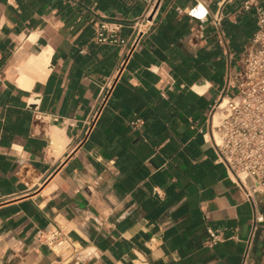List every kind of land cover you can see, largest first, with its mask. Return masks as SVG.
Instances as JSON below:
<instances>
[{
  "label": "crops",
  "instance_id": "obj_1",
  "mask_svg": "<svg viewBox=\"0 0 264 264\" xmlns=\"http://www.w3.org/2000/svg\"><path fill=\"white\" fill-rule=\"evenodd\" d=\"M244 1L160 0L135 37L141 0H0V264H264V195L203 136L264 5ZM197 2L206 20L185 13ZM102 20L124 44L94 41ZM47 47L46 75L19 85Z\"/></svg>",
  "mask_w": 264,
  "mask_h": 264
},
{
  "label": "built area",
  "instance_id": "obj_2",
  "mask_svg": "<svg viewBox=\"0 0 264 264\" xmlns=\"http://www.w3.org/2000/svg\"><path fill=\"white\" fill-rule=\"evenodd\" d=\"M144 13L133 22L135 37L149 31L151 17L160 0H141ZM251 0L243 2L249 9ZM192 20H206L208 10L197 2L186 9ZM219 14L212 15L218 25ZM122 25L115 20H102L95 29L94 41L99 44L121 45L125 43L119 30ZM256 31L245 46L239 59V69L227 77L224 90L217 96L205 115L207 130L205 142L216 152V161L223 164L228 176L243 188L245 197L253 201L255 193L264 195V5H256ZM134 37V39H135ZM231 91V93H228ZM135 122H133L134 124ZM263 215L254 218L252 236L262 223ZM206 243L214 245L220 241L218 230L207 227ZM57 234L50 232L45 237L48 246L57 252L67 250L70 244L65 239L56 240Z\"/></svg>",
  "mask_w": 264,
  "mask_h": 264
},
{
  "label": "bare ground",
  "instance_id": "obj_3",
  "mask_svg": "<svg viewBox=\"0 0 264 264\" xmlns=\"http://www.w3.org/2000/svg\"><path fill=\"white\" fill-rule=\"evenodd\" d=\"M29 39L34 41V35H31ZM50 52L49 47L43 48L38 54H31L19 60L18 66L16 67L18 70L16 82L21 86L30 88L33 78H43L48 71Z\"/></svg>",
  "mask_w": 264,
  "mask_h": 264
}]
</instances>
